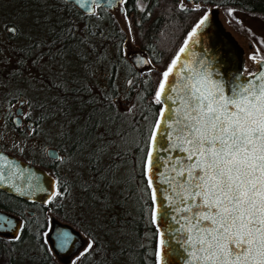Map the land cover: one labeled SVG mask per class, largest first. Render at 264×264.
<instances>
[{"label": "snow or ice", "instance_id": "6c2138e0", "mask_svg": "<svg viewBox=\"0 0 264 264\" xmlns=\"http://www.w3.org/2000/svg\"><path fill=\"white\" fill-rule=\"evenodd\" d=\"M75 3L93 14L92 6L99 7L102 0ZM207 18L205 15L195 25L188 40ZM8 31L15 35L17 30L10 27ZM188 40L159 74L154 102L161 108L148 138L145 177L151 187L154 180L149 173L156 168L152 150L158 133L163 134L184 153L178 166H173L175 175L168 184L170 206L177 213L173 219L184 221L182 243L190 258L188 264H264V71L250 73L247 84L226 91L228 86L213 80L203 62L197 67L177 63ZM52 158L58 159L55 153ZM4 179L5 172L0 170V183ZM29 183L33 191L40 190L38 182ZM63 194L55 191L53 196ZM151 195L155 223L158 193L153 189ZM12 228L19 240L20 229L0 216V231ZM69 240L67 233L59 238L61 246H67ZM163 246L161 240L157 264L163 258ZM94 250V242L89 241L81 255Z\"/></svg>", "mask_w": 264, "mask_h": 264}, {"label": "trees", "instance_id": "16d2710c", "mask_svg": "<svg viewBox=\"0 0 264 264\" xmlns=\"http://www.w3.org/2000/svg\"><path fill=\"white\" fill-rule=\"evenodd\" d=\"M21 2V17L24 18L30 11L36 10V65L39 60H42L37 67L38 74L36 75V82L39 83V87H36V93L34 90L23 88L17 90L16 94L14 90H9V93L4 92L1 96L2 99H7V104H12L17 95H22L24 103L30 105L33 109H36V131L40 135H45L44 124L50 121V109H54L56 99L52 98L51 81L52 76L50 71L55 68L54 60L52 58V43H65L68 41L75 42L78 45L73 47V56L80 51V41H85L89 45H92L97 39H103V41L122 42L123 34L119 29V24L113 19L112 15L107 11H100L99 20L88 16L84 18L80 16L72 7L65 4L62 0L56 1L57 10L62 11L66 16H69L73 20L72 24L66 20V16H63L60 20L59 15L49 11L53 8L43 7L42 0H19ZM194 7H186L178 10L177 0H144V11L147 14L141 24L136 25L132 18L128 15L134 11V1L125 0L124 4V16L128 20V32L132 43L147 48L153 46L160 51V58L164 61V64L159 61L156 66L159 69L166 66L171 61L174 53L178 49L179 45L192 28L197 19L202 16L208 9L212 7L218 8L220 11L237 10L246 14L264 16V0H189ZM187 4V3H186ZM180 9V8H179ZM54 11V10H53ZM63 14V15H64ZM51 15V16H50ZM53 16V17H52ZM151 16V18H150ZM81 24L82 28L79 32H82V38L73 35L66 37V30L68 26ZM15 27L13 24H5ZM28 27V31L25 34H6V39L11 41L9 44L11 47H15L16 43H19L18 37L25 42H34V37L29 34L32 30ZM17 29V26H16ZM37 33H39L37 35ZM142 35V39L139 36ZM18 41V42H17ZM254 41V40H253ZM255 42V41H254ZM256 43V42H255ZM145 44H149L147 47ZM257 45L258 53L264 56V46ZM23 51V57H32L30 52ZM167 53V59H163ZM42 54V55H41ZM0 55L1 51H0ZM39 57V58H38ZM77 57V56H76ZM2 60V59H0ZM170 63V62H169ZM110 71H113L114 66H107ZM120 73L121 79L131 74V68L128 64L120 60ZM152 76L156 79V74L152 73ZM14 75L8 74L0 66V90L6 85V80H13ZM40 77L42 80H40ZM42 81V83H40ZM109 82L111 80L109 79ZM158 82V81H157ZM157 84V83H156ZM31 90V91H29ZM154 93L156 86L153 89ZM74 96V95H73ZM115 97L110 94L103 98L97 99V97H89V107L96 105H103L105 109H113ZM75 97H72V101H76ZM101 100V102H100ZM124 102H129L131 106L140 107L136 109V117H132L131 121L141 122L140 117L146 111H151V118L153 121L156 111L159 107L154 102L153 97H124ZM60 98H58V103ZM30 103V104H29ZM149 107L150 109H145ZM127 117L123 112L120 113V122H127ZM149 130V128H148ZM146 139V138H145ZM48 160L43 156L42 152H36V164L41 168H49ZM141 162L138 164V171L136 172V179H141ZM145 177V175H144ZM146 179V177H145ZM132 177L130 176V182ZM146 181V180H145ZM144 180L141 179V185L138 188H134L131 182V189L125 188L123 185L118 192V198L114 201L115 206L124 208V212L119 214L115 219L108 218L106 224L113 227L112 232H105L104 237L100 239L90 240L94 242L95 250L89 251L85 255H80L74 264H157V234L156 228L149 221V186ZM123 180L121 181V183ZM147 185V186H146ZM108 186L107 182H104L100 191H106ZM110 186V185H109ZM64 193V192H63ZM3 194L0 192V195ZM4 201L0 200V210L12 213L20 216L23 222L20 227L19 235L20 239L16 240L0 237V258L4 264H56L51 256L49 247L45 241V231L47 227V220L54 198L52 197L45 207L37 206L36 204L26 203L20 199L14 197L5 196ZM133 203L132 212L127 205L129 202ZM60 205L58 212L67 209V196L64 193L59 199ZM35 207L36 211L30 215H23L26 209ZM69 208V207H68ZM60 216V215H58ZM62 217V216H60ZM81 218V216H78ZM115 234V236H114Z\"/></svg>", "mask_w": 264, "mask_h": 264}, {"label": "flooded vegetation", "instance_id": "af4514ba", "mask_svg": "<svg viewBox=\"0 0 264 264\" xmlns=\"http://www.w3.org/2000/svg\"><path fill=\"white\" fill-rule=\"evenodd\" d=\"M133 1L134 11L133 13L129 14L128 17L132 18V21L136 25H139L145 19L144 17L147 16L144 11L145 2L144 0ZM177 2L178 10L180 11L186 7H194L189 0H177ZM124 4L125 0H120V2L111 10L103 9L101 6H92L93 14H88V12L85 13L83 11L77 10L75 7H72L77 13L80 14V16L84 18L90 16L96 21L100 19V11H107V13L112 15L113 19L119 24V26L120 22L118 17L120 18L123 16L125 19V27L123 28L122 26L123 29L119 27L123 34L122 42L113 43L111 41L97 39L95 43L89 45L85 41H80V51H78V54H75L74 56L73 47L78 45L74 41H68L65 43H52L51 55L54 60L56 70H54L52 76V87L50 94L52 98L57 99L55 101L54 109L49 110V140L50 145L52 146L50 149L55 151L58 159H48L44 150L43 156L49 161V168H43V170L46 172L48 171L49 173H47L54 181L53 193L55 191L64 192L67 198L72 195V191H75L82 194L86 200H93L94 191L100 192L102 189L101 186H103L104 182L108 183L106 190H110L112 187H121L122 185L127 189H131V182L134 188H138L141 185V179L142 181L146 180L144 177L145 172L143 161L146 153V146L150 130L159 107L156 111L153 121H151V111H146V113H143L140 117V119H142L141 122H134L131 121V118L136 117V109L141 108L131 106L129 102H124L122 99L124 97L133 96L154 98L153 89L155 86L157 88L159 74L166 70L170 61L166 64L163 70L162 68L159 69L160 67L156 66V64H158L159 61L164 64V61L162 58H160L162 55L160 51L157 50V48L149 46L146 50L140 45L138 46L132 43L128 32V20L124 16ZM114 9H117L119 14L117 18L115 17L116 15H114ZM69 20L73 22L71 18H69ZM80 25L75 24V26H77V34H80L77 36L82 38V32H79L82 28ZM222 25L224 26V24ZM72 28L73 27L69 25L66 30V37H70V39L74 38L72 34ZM141 36L142 35L139 36L140 39H142ZM127 43L130 44V48L127 46ZM148 45L149 44H145L146 47ZM241 47L243 50L244 62H250V69L245 70L244 73L252 72L255 68L256 62L259 59H263L264 56L258 57L257 49H253L252 51L248 46ZM134 55H138L141 58H137L135 60L138 66H135L136 64L131 61V57ZM164 55L166 56L163 59L166 60L167 53ZM252 55L255 56V59L251 58ZM34 59H36V56ZM120 60L128 64L132 71L131 74L126 76L124 79H121L122 75L120 73L119 67ZM73 62L84 66L80 69V72L75 71V73L71 74V76L67 78H65L63 74L59 75L58 72L62 68H65V65H71ZM112 65L114 66L113 71H110L109 67L106 68L107 66ZM152 73L156 74V79L152 76ZM109 79L112 83L109 82ZM110 94L115 97L113 99L115 104L113 109H105L101 104L89 107V97H97V99H101L104 96ZM72 97H75L77 100L72 101ZM58 98H60L59 103ZM120 106H122L125 111L128 112H123L127 119L130 118V120H127V122H120V113L122 112L119 108ZM145 109L150 108L146 106ZM16 110L15 117H11V119L6 121L5 124L19 135L25 129H30L31 126V132H29V135L37 136L38 132L36 131V118L33 122L23 126V121L20 119V113L16 115ZM73 110H77L74 117L72 115ZM129 112L133 113V115H130ZM17 117L19 118L18 123L15 120ZM128 135H130L133 139L130 144L127 142ZM114 139L120 141L119 148H121L122 151H117L113 157H110L105 161L104 157L106 153V147L109 146L111 141ZM0 150L27 163L40 167L36 164L35 156L30 160H26L13 154L12 152H9L1 146ZM140 162L142 177L139 180L136 179L135 175L138 171V164ZM120 168L125 169L124 174L118 173ZM126 169H128V172ZM130 176L132 177L131 182ZM122 180L123 182L121 183ZM65 189L67 190L65 191ZM104 192L101 193L104 194ZM3 194L0 195V200L2 201L6 200L2 196ZM4 195L12 197L7 194ZM52 197L55 200L52 205V210L48 215L47 227L44 234H47L50 227V222H57L69 226L78 234L83 242V245L80 247L81 249L79 248L72 256H70V258H68L69 260L73 257H76L81 250L83 251V249L86 247V244L92 240V238L96 239L95 234L91 228H89V226L84 225L80 217L78 219L79 213L73 209V205L70 203H65V206L67 204V209L58 212L60 205H63L62 203H59L61 196L52 195ZM31 208L26 209L23 215L31 216L33 214ZM29 212L32 214H29ZM17 217L21 220L22 224V217ZM104 234L105 231L102 232V236L99 237V239L103 238ZM51 256L55 261L58 260L52 252ZM69 262H67V264H69Z\"/></svg>", "mask_w": 264, "mask_h": 264}, {"label": "water", "instance_id": "95a60500", "mask_svg": "<svg viewBox=\"0 0 264 264\" xmlns=\"http://www.w3.org/2000/svg\"><path fill=\"white\" fill-rule=\"evenodd\" d=\"M63 1L68 6L75 7L77 10L87 13L86 8H81L75 3V0ZM119 2L120 0H110V2L109 0H102L100 6L103 9L111 10ZM205 15L208 17L207 20L197 29L196 36L188 40L189 33ZM185 40H188V47L185 48V52L181 54V60L177 63H185L188 64L189 67H197L203 62V65L206 66L213 80L220 81L228 86L226 87V91L237 84H247L252 79L250 73L264 71L263 58L256 62L252 72L244 73L242 50L231 35L224 30L219 21L218 8L216 7L208 9L197 19L179 45L173 58L179 52V49L184 46ZM137 58H140V56L134 55L131 57V61L136 64L135 60ZM135 66L138 65L136 64ZM179 75L180 73L177 74V80L179 79ZM19 105H21V102H19ZM160 108L161 105H159L153 124L156 122ZM19 113L20 111L18 108L16 110V115ZM15 120L17 123L19 122L18 117ZM165 131H167V129H165ZM151 133L152 127L149 136ZM157 140L158 142L152 150L153 156L156 158V168L149 173V175L153 177L154 182L152 186L149 187L148 194L150 203L149 221L156 228L157 247L161 240L164 241L161 253L163 258L160 260L159 264H188L190 258L184 251L182 243L183 230L181 226L184 224V221L180 220L178 223L177 220L173 219V216H176L177 213L175 207L170 206L172 195L168 184V180L175 175L173 166H178V160L184 156V153L177 151L175 146L170 143L163 134L158 133ZM148 151L149 146L147 141L146 153ZM52 153H55V151L50 148L45 150V155L48 159H52ZM5 165H7V167H5ZM0 170L5 172L4 182L0 183V192L24 202L36 204L40 207H45L51 199L54 191V181L42 168L0 150ZM29 181L33 184L38 182L40 190L33 191ZM146 183L148 185L147 179ZM153 189L158 193L157 219L155 223L153 222L152 216L153 201L151 194ZM166 197L167 199H165ZM29 214L32 213L29 212ZM0 216L7 217L20 229L21 220L17 216L3 210H0ZM63 233H67L70 236L67 246H61L59 242V238ZM16 235L17 231L15 228L0 231V237L13 239ZM45 241L49 250L61 263H65L68 258L83 245L82 240L75 231L69 226L57 222H50V227L45 235Z\"/></svg>", "mask_w": 264, "mask_h": 264}, {"label": "rangeland", "instance_id": "374dc122", "mask_svg": "<svg viewBox=\"0 0 264 264\" xmlns=\"http://www.w3.org/2000/svg\"><path fill=\"white\" fill-rule=\"evenodd\" d=\"M56 1L57 0H42L41 3L43 7H52L54 11L50 9L49 11H52L56 15H59L58 18H60L61 20L63 19L62 17L66 15L62 11L54 8L56 6ZM20 5L21 2L19 0H0V51L2 54L0 55V59H2L0 60V66H2L6 73L15 76L11 81L6 80V85L0 90V146L5 148L9 152H12L13 154L19 156L20 158L30 160L34 156L36 159V152H42V154H44V150L52 147L49 140L50 121H47L44 124V132L46 133L45 135L38 134L37 136H30L29 132H31V126L30 129H25L20 135L16 134L13 130L10 129L8 125L5 124V122L9 121L11 117H15V110L18 108L20 109V119H22L23 121V126H26L34 121V119L36 118V110L32 107L30 109V105L24 103V98L22 95H17L12 104H7V99L1 98L2 94L6 91L7 93H9V90H14L16 94L17 90L27 88V86L30 85L32 86H30L29 88L31 90H34V92L36 91V87H39V83L36 82V75H39L37 67L39 66V64H41L40 62L42 60H39L37 66L36 59H34L36 56V10L30 11L27 16L22 18ZM229 12H231V15H229ZM114 15H116V18L117 16H119L117 9H114ZM218 18L221 25L224 24V26L222 25L224 30L231 35V37L236 41L241 50V46H248L252 51L253 49H257L258 51L256 44L264 46V16L246 14L237 10H226L225 12H223L218 9ZM66 20H68L69 23H72V21L69 20V16H66ZM118 20L120 22L121 29H123L125 27L124 17H118ZM10 23L15 25V28L17 26V34H25L26 31H28V27L32 25L30 27L32 28V30L29 31V34H32L35 41L25 43L20 39V37H18L19 43H16L15 47H11L9 44L11 41L6 39V34H9L11 36L13 35L8 31V28L13 26L7 25L5 26V28H2L5 24ZM73 26L76 31L74 32L73 30V35H80L79 33L77 34V26ZM38 34L39 33H37V35ZM127 46H129L130 48V44L127 43ZM28 50H30L29 52L32 57H23V54H21V52ZM257 55L258 57L261 56V54L259 53ZM242 57L245 72V70L250 69V62H244L243 50ZM252 57L255 56L252 55ZM83 67V65L73 62V64L71 65H65V68H62L58 73L59 75L63 74V76L67 78L70 77L71 74L75 73V71L80 72V69ZM52 70L53 71H50L51 75L56 69L53 67ZM40 80H42L41 77ZM40 83H42V81H40ZM19 102H21V105H19ZM119 108L122 112L125 111L122 106H120ZM76 111L77 110L72 111L73 117ZM129 113L130 115H133V113ZM132 141L133 139L130 135H128V144H130ZM119 144L120 141L114 139L111 141L110 145L106 147V153L104 157L105 161L108 158L113 157L117 151H122V149L119 148ZM126 171L128 172V169H126ZM124 172L125 169L120 168L118 173L124 174ZM120 188L121 187L117 186L114 188L112 187L110 188V190H106L104 194L100 193L99 191H94L93 200H86L82 194L75 191H72V195L67 198V203H70L74 206L73 209L78 211L79 215L81 216V221L84 223V225H87L89 226V228H91V230L95 234L96 239H99V237L102 236L103 231L112 232L113 227L106 224L108 218L112 217L115 219L119 214L124 212V208L121 209L120 207H117L115 206V204H113L114 201L118 198V192L120 191ZM127 207L132 212V201L129 202ZM31 211L34 212L35 208L32 207ZM84 250L85 248L83 249V251L81 250L76 257L67 260L65 263H61L59 260H53L56 264H67V262L69 261V264H74L78 259L77 257H80L81 253H83ZM0 264H4L1 258Z\"/></svg>", "mask_w": 264, "mask_h": 264}]
</instances>
